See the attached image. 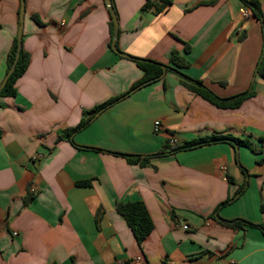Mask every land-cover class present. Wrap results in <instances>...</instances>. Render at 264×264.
Here are the masks:
<instances>
[{"label": "crops", "instance_id": "obj_1", "mask_svg": "<svg viewBox=\"0 0 264 264\" xmlns=\"http://www.w3.org/2000/svg\"><path fill=\"white\" fill-rule=\"evenodd\" d=\"M146 1L112 0L120 51L171 67L176 51L188 62L179 71L220 97L251 88L256 95L220 109L167 70L73 135L78 147L67 130L144 72L110 47L105 0H24L30 62L16 95L0 98V264H264L259 228L233 230L213 218L247 183L218 215L264 224L262 23L242 17V0H173L158 15L143 10ZM21 5L0 0V84ZM217 134L249 140L253 149L211 144L144 167L115 154L144 158ZM85 181L90 186H78ZM133 201L146 204L154 223L142 245L116 211L117 202Z\"/></svg>", "mask_w": 264, "mask_h": 264}, {"label": "trees", "instance_id": "obj_2", "mask_svg": "<svg viewBox=\"0 0 264 264\" xmlns=\"http://www.w3.org/2000/svg\"><path fill=\"white\" fill-rule=\"evenodd\" d=\"M172 1L173 0H147L143 6V10L152 11L154 14L158 15V14L165 12L167 8L172 4ZM242 2H244L246 7L250 9L252 16L262 23V26L264 29L263 10H262L260 1L259 0H242ZM34 18L36 21L39 22L37 17H34ZM110 27H111V30H110L111 31L110 47H111V43L113 39V32H114V23L112 20L110 22ZM17 49H18V37L16 36L13 40L12 47L7 56L6 75L11 69L15 61ZM187 51H189V45H187L186 47V52ZM132 61H134L136 65L144 72L143 78L140 81L136 82L130 88L129 91L115 98L110 99L109 101L95 107L93 110L89 112L84 113V117L82 118L80 123L76 127H73L67 130L70 140H71V137H73V135H75L76 133L86 128L97 115L105 111L107 108L111 107L115 103L128 97L130 94H132L136 90L148 84L155 83L162 78L164 70L162 69L160 65L137 61L134 59H132ZM29 62H30V54L26 52L22 47L20 51V56L18 58V61H17V64L15 66L13 73L9 77L6 85L0 91V98L16 95L17 93L16 83L18 79L21 78L25 74L26 70L28 69ZM170 62L173 65V67L168 66L169 71L180 72L179 70L188 67V62L186 61L184 56H181L176 51L172 52ZM256 73L257 75L264 78V48L262 51L260 61L257 66ZM180 74L182 76L181 83L186 89H188L193 94L200 96L204 100L208 101L209 103H211L212 105L220 109H237L244 103V101L251 99L256 95V92L253 90V88H251L250 90L240 93L234 97L223 98L217 95L208 86L204 85L202 81L191 79L190 77L184 75L181 72ZM71 142L74 145L78 146L73 140H71ZM218 143H227L236 149L240 146H247V147L252 148V145L249 140L237 138L229 134H217V135H212L209 137H199L193 141L185 142L183 145L173 146L172 149H170L169 151H166V149L165 150L162 149L161 151H159V153L152 155V156H146L144 158H142L141 156H133V155L120 154V153H115V154L118 156L125 157L128 163L130 164L140 165L144 167V166H148L150 160L155 157H162V156H165L166 154H175L181 151L192 150V149H196L202 146L218 144ZM85 148L89 150L91 149L95 151H101L100 149H96V148H89V147H85ZM243 171H245V169H243ZM90 184L91 182L85 181V182H79L78 186L87 187V186H90ZM246 187H247V183L241 186L239 190L233 196L228 197L226 201L221 203L218 206L213 218L217 220L218 223H220L224 227H227L233 230H244L246 227H256V228H259L264 234V224H255V223H252L244 219L225 220V219H222L218 215L219 209L234 202L239 196L243 194ZM31 199L32 198L30 197L26 198V203H28ZM261 209L262 211H264V206H262ZM116 211L119 215H121L125 219L128 226L131 228V230L134 233V236L136 237L138 244L142 245L145 242V240L149 237V235L152 233V231L154 230V223L150 216V213L148 211L146 204L143 201L117 202ZM53 264H57V263H53Z\"/></svg>", "mask_w": 264, "mask_h": 264}, {"label": "water", "instance_id": "obj_3", "mask_svg": "<svg viewBox=\"0 0 264 264\" xmlns=\"http://www.w3.org/2000/svg\"><path fill=\"white\" fill-rule=\"evenodd\" d=\"M105 1H106L107 8H108V10H109V12L111 14L112 19H113V22H114V33H113V40H112V45H111L112 49L117 54H119L120 56L128 58V59H131V60L134 59V60L142 61V62H146V63L158 64L164 70L163 75H165V73L168 70V66L167 65L160 64V63H157L155 61L148 60V59L135 58V57H133V56H131L129 54H126V53L120 51V49L117 46V41H118V38H119V22H118L117 14H116V12L114 10L113 4H112V0H105ZM25 12H26L25 2H24V0H22L21 10H20V18H19L20 25H19V31H18V36H17L18 37V49H17V53H16V58H15V61H14L13 65H12L11 69L9 70V72L5 76L4 80L0 84V91L6 85L9 77L13 73V71L15 69V66L17 64L18 58L20 56V51H21V48L23 46V25H24Z\"/></svg>", "mask_w": 264, "mask_h": 264}, {"label": "built area", "instance_id": "obj_4", "mask_svg": "<svg viewBox=\"0 0 264 264\" xmlns=\"http://www.w3.org/2000/svg\"><path fill=\"white\" fill-rule=\"evenodd\" d=\"M241 15H242V17L244 18V19H250L251 17H252V13H251V11H250V9L248 8V7H244L242 10H241ZM161 122L160 121H156L155 122V125H154V131L155 132H160V129H161ZM176 140L174 139V140H171L170 141V143L172 144V145H176ZM183 229L184 230H188L189 229V226H187V225H184L183 226ZM15 235H17V233H15Z\"/></svg>", "mask_w": 264, "mask_h": 264}]
</instances>
